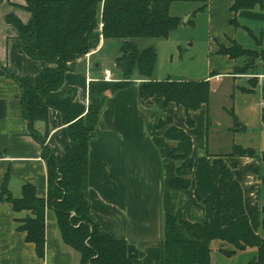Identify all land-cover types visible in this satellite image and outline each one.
<instances>
[{
    "label": "crops",
    "instance_id": "1",
    "mask_svg": "<svg viewBox=\"0 0 264 264\" xmlns=\"http://www.w3.org/2000/svg\"><path fill=\"white\" fill-rule=\"evenodd\" d=\"M233 2L182 0L175 3L183 7L182 16H176L182 20V24L168 39L157 41L155 48L158 59L152 78L156 81L204 80L210 81V85L215 80L220 82L216 85V93L221 89L222 79L226 78L231 84L225 96L233 98L232 93L236 89L254 92L259 81L264 79V74L239 71L238 60L219 54L218 44L228 47L230 41H236L242 46L245 42L239 38V32L253 39L248 32L251 31L258 41L253 39V51H259L263 56L258 60L261 62L260 67L255 66L253 70L261 68L264 64V6L240 11L236 16L238 25L232 26L229 21L234 16L230 12ZM200 13H207L208 53L199 55L185 52L184 38L180 37V32L186 24L194 25L191 18ZM8 14L18 15L23 21L29 19L27 12L7 2L0 3V152L3 154L0 158V196L5 185L9 196L20 198L23 186L29 184L35 188L39 198L46 199L48 173L43 148L40 141L32 136L30 125L23 116L21 87L10 76L35 78L41 73L44 64L25 54L18 31L6 22ZM185 16L186 21L183 22L182 17ZM107 42L102 40L95 53L80 59L76 69L65 76V86L75 88L77 102L86 107L98 104L107 97L96 136L90 143L91 213L105 232L127 242L128 253L141 264H161L166 216H177L190 222L205 217V208L195 197L193 173L186 177L191 180L188 189L175 192L169 187L177 168L170 153L178 143L166 136L167 130L177 127L191 137L192 157L197 162L203 154L212 157L229 155L236 146L233 131L240 125L237 116L235 121L229 114L230 111L234 113L235 106L232 103L229 109L225 106L227 104L222 106V110L230 116L224 126L210 116L209 104L198 110L186 111L175 103L165 105L164 99L154 98L150 106L146 105L140 98V79L126 88L113 91L122 77L116 67L115 71L111 70L112 80L104 79L107 57L100 53ZM195 44L187 45L195 47ZM113 55L116 61L118 51H114ZM200 63L204 64L202 70L196 66H200ZM240 76L248 78L247 87L235 85L236 78ZM214 92L211 89L210 101ZM260 108L262 116L263 102ZM161 122L165 126H161ZM47 128L46 145L56 156L63 157L68 149L76 148L58 111H50L48 124L42 121L34 124V129L42 136H45ZM225 137L228 140L224 142ZM224 146H227L226 150H223ZM229 159L236 164L234 174L244 191L245 208L251 226L263 236L260 205L264 199L260 198L259 184L257 182L255 189V184L248 187L242 178L243 169L247 166L259 169L261 161L248 157ZM257 173L256 177L259 175ZM29 215L25 211L15 213L7 200L0 202V264H80L79 253L64 244L56 214L51 209L46 210L45 257L39 258L35 245L26 241V233L17 229L16 219H24ZM246 252L254 253L251 250Z\"/></svg>",
    "mask_w": 264,
    "mask_h": 264
},
{
    "label": "trees",
    "instance_id": "2",
    "mask_svg": "<svg viewBox=\"0 0 264 264\" xmlns=\"http://www.w3.org/2000/svg\"><path fill=\"white\" fill-rule=\"evenodd\" d=\"M180 1L0 0L29 14L27 21L8 14L6 22L18 31L25 54L44 64L35 78L10 76L21 87L23 116L32 136L43 148L48 173L47 197L39 198L29 184L23 186L20 198L9 196L5 185L0 196V202L9 201L15 213H30L24 219H16L17 229L26 233V241L35 245L39 258L45 257L46 210L51 209L56 214L64 244L79 253L80 264H141L128 253L127 242L105 232L91 213L90 143L96 136L107 97L86 107L77 102V90L65 86V76L76 69L80 59L97 50L102 40H117L121 45L115 64L122 80L113 91L140 79V98L146 105L150 106L154 98L164 99L165 105L175 103L186 111L208 105L210 81L154 80L156 48L152 45L143 49L139 45L141 40L168 39L179 29L182 20L171 15V8ZM263 6L264 0H234L230 8L234 16L229 23L237 26L236 16L240 11ZM218 53L232 60L245 59L241 72L253 68L263 57L261 52L244 49L236 41H230L228 47L218 44ZM51 110L61 114L68 136L76 144L63 157L56 156L46 145L48 128L45 136L34 129L37 121L48 124ZM229 114L237 120L232 111ZM160 125L165 126L162 122ZM166 136L178 143L170 153L177 168L169 187L175 192L188 189L191 180L186 177L193 173L195 197L204 206L205 217L190 222L166 216L161 264H210L215 241L220 242L219 251L226 257L251 250L254 253L247 264H264V235L257 234L251 226L244 191L234 174L236 164L229 161V157H248L264 163V152L255 154L236 145L228 156L203 154L195 162L193 141L185 131L170 127ZM182 166L183 174L188 172L186 177L180 174ZM260 213L264 231V202Z\"/></svg>",
    "mask_w": 264,
    "mask_h": 264
},
{
    "label": "rangeland",
    "instance_id": "3",
    "mask_svg": "<svg viewBox=\"0 0 264 264\" xmlns=\"http://www.w3.org/2000/svg\"><path fill=\"white\" fill-rule=\"evenodd\" d=\"M183 7L180 4H174L171 8V15L172 16H182ZM186 17L183 18V22L186 21ZM191 21L194 25L186 24L185 28L181 30L180 37L183 40V49H185V52L188 51L189 53H196V54H202L207 52L208 53V18L207 13H200L197 14L196 17H192ZM243 38L244 44H242V47L247 50H255L254 46V40L252 38H249L247 34L243 33L242 31L239 32V38ZM105 48L102 50L100 54H103L107 57V63L104 67V69H110L115 71V56L113 55V52L118 51L121 45V41L117 40H107ZM158 40L152 41V40H141L139 41V45L141 48H147L149 46H156ZM248 42V43H247ZM196 43L195 47H189L187 44ZM197 61V60H196ZM245 59L241 58L237 61V66L241 69L245 67ZM261 64V62L256 61L254 67ZM192 65L194 63L192 62ZM199 67V69H203L204 64L200 63L199 65H196ZM248 72V73H247ZM253 72H257L259 74H264V64L261 68L256 69L255 71L253 68H250L246 71V74H254ZM260 84L253 89L254 92H242L239 90H235L233 94V98L228 96H225L226 92L229 90L230 87V80L229 79H222V86L218 93H216V85L220 84V82H217L213 80L211 82V89L215 90V92L212 95L211 101L209 103L210 106V116L213 117V120L216 122L221 123L222 125L226 126L228 122L229 114L222 110V106L224 104L227 109L230 108V104H234V114L238 118V125H244L247 127L246 131H239L240 127L236 128L235 131H233L234 135V143L237 146H241L243 149L251 150L255 154H261L264 152V128L262 123V116H261V108L260 104L264 103V79H261L259 81ZM249 84L248 78L246 76H240L237 77L235 80V85L240 87H247ZM232 86V85H231ZM231 101V102H230ZM229 104V106H228ZM233 106V105H232ZM216 125V123L214 124ZM223 130L225 128H222ZM210 137L212 139V133H210ZM228 138H224V142L227 141ZM227 146L223 147V150H226ZM228 156V155H224ZM230 161V159H229ZM233 161V160H231ZM260 168L255 169L253 166H247L245 169H243V176L242 178L246 182L247 186L250 187L251 185H254V189L257 186H259V192H260V198L264 199V163L260 162ZM256 170H259L257 173ZM184 168L180 169V174H183ZM188 172H185L183 175L186 177ZM259 174L257 177L255 176ZM252 187V186H251ZM220 242L215 241L212 244V264H247V262L252 258L251 252H246L242 254H238L236 257H226L223 254L220 253Z\"/></svg>",
    "mask_w": 264,
    "mask_h": 264
},
{
    "label": "built area",
    "instance_id": "4",
    "mask_svg": "<svg viewBox=\"0 0 264 264\" xmlns=\"http://www.w3.org/2000/svg\"><path fill=\"white\" fill-rule=\"evenodd\" d=\"M95 52H96V50L90 52L89 54H87V57L91 56V54H93ZM115 67H116V64H115ZM104 79L107 80V81H111L112 80V73H111V70L110 69L105 70V72H104Z\"/></svg>",
    "mask_w": 264,
    "mask_h": 264
},
{
    "label": "water",
    "instance_id": "5",
    "mask_svg": "<svg viewBox=\"0 0 264 264\" xmlns=\"http://www.w3.org/2000/svg\"><path fill=\"white\" fill-rule=\"evenodd\" d=\"M257 67H260V65H258ZM239 131H246V126L241 125L240 129H238Z\"/></svg>",
    "mask_w": 264,
    "mask_h": 264
}]
</instances>
